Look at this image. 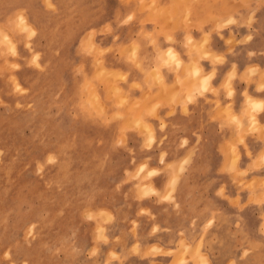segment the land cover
Masks as SVG:
<instances>
[{
  "label": "rangeland",
  "instance_id": "1",
  "mask_svg": "<svg viewBox=\"0 0 264 264\" xmlns=\"http://www.w3.org/2000/svg\"><path fill=\"white\" fill-rule=\"evenodd\" d=\"M113 1L0 0V264H221V256L222 264H264V209L258 216L247 210L243 221L248 228H239L243 208L264 204V172L247 175L264 165V147L251 151L243 143L241 125L228 111L235 112L223 108L238 134L211 154L214 161L223 156L219 174L227 171V180L216 177L212 165L190 168L192 149L177 162L175 151L155 148L163 137L155 136L145 116L159 119L162 129L165 122L155 114L161 99L174 103L179 95L192 94L197 81L206 84L205 79L198 77L193 64L185 68L159 61V67L168 66L176 75L167 88L155 74L152 84L128 83V72L117 66H140L139 50L132 34L120 37L114 25L133 21L135 8L123 19L111 20ZM120 1L135 2L139 10L157 15L160 25L176 22L186 30L194 25L191 0ZM227 6L223 1L201 5L208 12L199 25L212 23V28H199L201 36L195 41L185 33L183 61H222V55L207 53L208 33L238 25L240 8L250 5L232 0L224 19ZM254 11L251 8L248 23ZM21 17L31 22L32 30ZM149 21L155 20L149 16L141 23ZM165 39L175 43L170 32H165ZM227 41L237 43L233 34ZM169 50L173 49L160 52L165 61L175 59L167 56ZM209 71L212 77L214 68ZM259 71L256 65L245 70L247 75ZM235 76L232 66L220 85L228 95L233 94ZM212 87L202 91L214 92ZM246 94L245 111L235 116L264 137V123L255 125L248 119ZM237 143L251 160L244 168ZM154 150H159L158 165L151 164ZM188 171L184 208L177 194L181 176ZM215 185L219 201L206 196ZM228 187L248 190L247 199L242 203L238 195L227 196ZM223 200L237 212L226 215ZM162 202L163 207L151 211L152 204ZM229 216L235 219L233 227ZM157 218L168 224L160 227Z\"/></svg>",
  "mask_w": 264,
  "mask_h": 264
},
{
  "label": "crops",
  "instance_id": "2",
  "mask_svg": "<svg viewBox=\"0 0 264 264\" xmlns=\"http://www.w3.org/2000/svg\"><path fill=\"white\" fill-rule=\"evenodd\" d=\"M222 1L223 0H191L190 2L193 5L191 24L194 25L188 30H186V28L183 27L181 23L176 22H162V25H160L162 19H160L157 15L151 14L148 10H139V6H135V2L126 5L120 0H114V8L112 6L113 11L110 18L111 20L123 19L125 14L128 12V9L131 7L135 8V17L133 21L129 23H119L118 25L113 24L115 31L119 33L120 37L126 38L128 35L132 34L131 38L134 40L133 42H135L139 50L138 54L140 57V66L134 65V63L123 62H120L117 66L118 69L128 72V83L145 82L152 84L154 82L153 74L155 73V77L160 79L161 86L167 88V84H170L176 75L173 70L168 68V66L159 67V61H161L162 64L173 62L176 66L182 64V66L185 68L190 64H193L196 66L194 67L198 69L197 75L199 78H201L202 75L208 76L206 85L204 87L202 86L203 83L201 81H197L192 87L194 88V92L192 94L188 95L187 93L186 97L181 94L174 99V103L168 101L167 98L161 99V106L155 111V114H157L160 119H163L165 122V126L162 129L159 127V119H156L155 117H150L147 115L145 116V121L153 125V131L157 138L163 137L160 143H158L159 141L156 140L154 143L155 148H158L159 146V148L161 147L165 149V151L170 154L175 151L177 153V162L182 160L187 152L192 149V155L189 159L190 168H195L202 165L210 169V166L212 165L214 168L213 174L216 177L227 180L229 177L227 171L219 174L221 172V164L224 163L223 156L220 157L218 161H214L211 153L215 154L216 149L219 146H223L225 142L233 140V138H235L238 134V129L237 126L228 123L225 115L222 112V109H231L233 112H235V114L245 111L242 108L244 101L243 92L247 91L248 94L245 95V101L249 105V112L247 116L250 120V123L255 125L258 123H264V87L257 88L259 84L264 85V75H262V71H264V0H245V2L250 6L240 8V14L238 17H236L238 25L225 26L217 31H210L208 33L210 48L207 53L210 55L220 54L222 55L223 59L221 62H213L212 59L199 60L200 65H202L206 71L204 72L200 65L195 61H183V59H185V56L183 55V37L185 33L189 31L192 36L190 34H186L187 37L190 36L193 41H195L196 38L201 36L199 28L203 29V32H206L207 29L211 30L212 23L199 25V21L202 20V18H206L205 16H207L205 13L206 9H203L201 5L208 2L215 4L216 2ZM156 2L164 3L169 2V0H156L155 3ZM223 2L228 5L226 8H229H225V11L222 14L223 18L226 19L231 9L232 0H224ZM253 7H255V11L252 14L253 21L252 23H248V14L251 8L253 9ZM149 16H151L155 21L141 23V20L145 18L148 19ZM200 17L202 18L199 19ZM139 31L141 33H138ZM144 32L148 33L149 35L145 36ZM165 32L172 33L175 43L168 42L165 39ZM231 34L234 35V40L237 41V43L234 45L228 43L227 41L231 37ZM247 36L249 37L246 38ZM232 46L233 49L231 52H229V49ZM170 47L178 54V60L172 59V61H165L164 58L162 59V57H160V52ZM178 52L182 58H180ZM253 65H256L261 71L255 75H247L245 72L246 68ZM232 66L235 69L236 76L231 80L233 94L228 95L227 91L220 85L225 82L227 73L230 71ZM139 68H143V71H141ZM212 68H214V75L211 77L212 72L209 70ZM179 77L182 78L180 74ZM179 77L177 76L176 78L177 82L179 81ZM209 83L211 86H213L215 91H202L209 87ZM132 91L135 94L134 96H137V90ZM251 110H254L253 114L251 113ZM228 112L231 116L236 118V121H238L239 125L241 124L239 128L240 131L245 132V134L242 133V135H244L243 143L246 144L247 147L251 149V151L256 152L260 150V147H264V137L261 135L262 133L248 130V121L246 119L239 118L238 120V117H236L234 113H232L230 110ZM140 124L149 129L147 131L149 132V136L152 137L149 125L143 121ZM236 146L242 154L243 166L241 168H244L246 164L251 163V160H249L248 157H245L244 147L241 143H237ZM158 151L159 150L156 152V150H154L151 164L158 165L161 162L158 160ZM224 154L225 159L226 152ZM262 172H264V165H261L257 168H251L247 175L250 173L259 175ZM189 174L190 172L188 171L183 174V176H181L180 180L182 183L177 194V199L184 208H186V205L183 201L186 199L185 196L187 195L186 181L189 179ZM217 189L218 188L215 185L212 189L206 192V196H208L209 199L212 196L214 201H219L220 198L217 195ZM200 193L202 195L204 194V192ZM226 193L227 196H230L231 198H233L235 195H238L240 197V202L242 203L248 197V190L241 189L238 191L234 187H228L226 189ZM223 203V209L226 215L237 212V209L231 204L229 205L226 200H223ZM162 205H164L163 202L159 203V205L152 204L150 206L152 209L151 211H156V208ZM169 208H172L171 205L167 206V209ZM263 209L264 204L260 203H253L247 206L246 209L243 208L239 212L242 221L239 228H248L247 222L243 221V214L247 213V210H253L258 216L260 211ZM169 211L172 212L170 209ZM157 212L159 213L160 211ZM229 218L230 219L227 220V222L233 227L235 219L232 216H229ZM157 222L159 223L160 227L168 224V221L161 220L160 218H157ZM259 222L260 219L257 220V226L259 225ZM197 223L199 225L200 221ZM150 224L151 222L149 221L147 227ZM216 224L217 223L209 228V236H212V231L214 228H216ZM169 225L172 226V224ZM224 260L225 258H222L221 256L219 261L222 264Z\"/></svg>",
  "mask_w": 264,
  "mask_h": 264
},
{
  "label": "bare ground",
  "instance_id": "3",
  "mask_svg": "<svg viewBox=\"0 0 264 264\" xmlns=\"http://www.w3.org/2000/svg\"><path fill=\"white\" fill-rule=\"evenodd\" d=\"M210 1V0H209ZM224 1V0H223ZM209 3V2H208ZM217 3V2H216ZM211 4V3H210ZM213 6V5H212ZM144 7V6H143ZM211 7V6H210ZM209 8H207V10H208ZM196 11V10H195ZM172 12H174V11H172ZM171 12V13H172ZM208 12V11H207ZM210 12V11H209ZM175 14V13H174ZM173 15V14H172ZM184 15V14H183ZM183 17V16H182ZM206 17V16H205ZM202 17H200L199 19H201ZM27 18H25V17H21V22H23V24H24V26L25 27H27V28H29V30L31 29V28H33L32 26L30 27V25H29V23H31V22H29L28 23V21L26 20ZM202 22V21H201ZM185 27V26H184ZM162 29V28H161ZM32 30V29H31ZM3 37L5 38V36L3 35ZM10 37V36H9ZM9 40H10V38H9ZM9 40H7V41H9ZM193 40V39H192ZM191 40V41H192ZM11 41V40H10ZM7 44V43H6ZM10 46H11V44H10ZM9 48V47H8ZM169 53L170 54H167V56L168 57H170V56H172L173 58H175V59H177L178 58V54L174 51V50H169ZM162 54H164L163 52H162ZM177 55V56H176ZM171 58V57H170ZM172 59V58H171ZM170 60V59H169ZM178 60V59H177ZM137 63V62H136ZM182 63V62H181ZM137 66V65H136ZM193 66V65H192ZM195 66V65H194ZM201 66V65H200ZM196 67V66H195ZM194 67V68H195ZM101 68V67H100ZM140 69V68H139ZM191 69L193 70V68L191 67ZM196 69V68H195ZM104 70V69H103ZM106 70V69H105ZM158 70V69H157ZM159 71V70H158ZM103 72V71H102ZM108 73V72H107ZM155 74V73H154ZM102 75H106V73L105 74H102ZM156 75V74H155ZM197 76V75H196ZM203 76V75H202ZM201 76V78H202V81L204 80L205 82L204 83H206V80L208 79V77H206L205 78V76H203L202 77ZM195 80H196V78H194ZM197 79H199V78H197ZM162 80V79H161ZM200 81V80H199ZM198 84V83H197ZM210 84V83H209ZM204 85H206V84H202V86L204 87ZM164 86H165V84H164ZM138 87H140V86H138ZM166 87V86H165ZM213 88V87H212ZM94 90V89H93ZM175 91V90H174ZM97 94V93H96ZM149 95V94H148ZM189 95V94H188ZM165 97V96H164ZM190 97V96H189ZM249 99H251V98H249ZM97 100V99H96ZM158 101V100H157ZM256 101V100H255ZM123 102V101H122ZM161 102V101H160ZM218 102V101H217ZM252 103H253V101H252ZM251 103V104H252ZM259 103V102H258ZM261 103V102H260ZM132 105V104H131ZM249 106V105H248ZM251 106V105H250ZM148 108V107H147ZM252 108V107H251ZM148 110V109H147ZM139 115V114H138ZM137 116V115H136ZM238 120H239V118H238ZM136 121H137V118H136ZM253 121V120H252ZM237 123H238V121H236ZM238 125H239V123H238ZM241 125V124H240ZM143 126V125H142ZM138 128V127H137ZM150 128V127H149ZM147 130H149V129H147ZM247 132V131H246ZM197 256H198V253H197Z\"/></svg>",
  "mask_w": 264,
  "mask_h": 264
}]
</instances>
